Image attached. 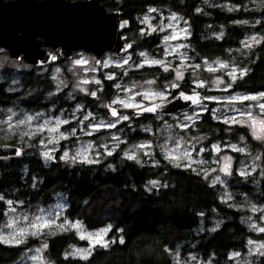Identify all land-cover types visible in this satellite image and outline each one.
I'll return each mask as SVG.
<instances>
[{
    "label": "trees",
    "instance_id": "trees-1",
    "mask_svg": "<svg viewBox=\"0 0 264 264\" xmlns=\"http://www.w3.org/2000/svg\"><path fill=\"white\" fill-rule=\"evenodd\" d=\"M96 1L108 12L123 13L122 18L129 22L125 31L127 40H132L131 36L138 38L134 41V52L158 49L156 36L144 37L139 32L138 19L148 9L166 8L178 14L189 27L185 43L197 61H230L245 71L232 83L231 92L264 93V0ZM255 3L260 6L252 9ZM230 6L235 9L230 10ZM247 36H257L260 42L246 50L241 43ZM136 73L131 71L129 79L141 78ZM149 76L161 77L152 71ZM13 79L17 82H12ZM112 86V81L103 79L104 91L99 97L106 101L112 97ZM188 90L184 83L171 94ZM94 98L77 95L72 98L64 90L58 92L51 73L41 72V68L0 71L2 109L15 105L29 113L53 112L51 115L55 116L74 104L91 108ZM156 116L163 115H142L134 129L123 125L120 132L116 127L106 133H120L129 143L147 140L149 135L142 133L139 126L151 124L155 131ZM187 132L209 135L216 143L243 136L260 152V166L264 168V145L253 142L245 129L229 128L209 112L192 122ZM36 143L37 138L29 140L27 146H21L19 156L0 159V227L6 221L8 202L34 211L51 206L61 196L66 204L64 219L80 222L88 231L110 226L106 235L108 244L106 248L94 247L84 260L66 256L72 246L88 245L74 231L29 237L17 246L0 242V264H14L36 247L43 248L48 264H177L175 255L181 259L192 255L202 262L230 264V256L244 254L248 242H264V235L255 234L244 224L246 212L223 201L219 186L212 185L201 174L170 163L159 152L152 163L128 159L119 149L93 163H70L58 153L46 160ZM1 144L19 145L16 137L4 140L0 136ZM233 156L227 187L234 201L239 203L246 197L264 204V176L257 173L242 176L236 169L240 156L237 153ZM216 220L219 227L213 229ZM252 264H264V255L255 258Z\"/></svg>",
    "mask_w": 264,
    "mask_h": 264
},
{
    "label": "rangeland",
    "instance_id": "rangeland-1",
    "mask_svg": "<svg viewBox=\"0 0 264 264\" xmlns=\"http://www.w3.org/2000/svg\"><path fill=\"white\" fill-rule=\"evenodd\" d=\"M259 6L260 3H255L251 8ZM228 8L235 9L231 6ZM138 26L141 36L157 37V50H131L120 58L106 53L99 67L93 55L77 52L64 65L41 68V72L51 73L58 92L64 90L72 98L75 95L90 98L96 96L91 108L83 109L74 104L70 110L59 111L55 116L51 115L53 112L29 113L15 105L0 108V136L4 140L16 137L20 148L22 145L27 146L29 140L37 138V148L46 160L58 153L64 161L70 163H93L118 149L128 159L131 156L138 163H152L159 152L170 163L201 174L209 183L219 186L224 202L246 212L244 224L255 234L264 235L261 230L264 229V204H257L246 197L236 203L227 187L234 166V153L240 156L236 168L239 174L245 176L257 173L264 176V168L260 166V152L243 136L216 143L211 141L209 135L195 136L187 132L192 122L201 114L209 112L229 128L245 129L253 142L264 145V107H261L264 105V93L231 92L232 83L245 71L230 61H197L185 43L189 37V27L178 14L166 8H150L138 19ZM130 38L132 40L127 41L138 39L133 36ZM259 42V37L247 36L241 44L247 50ZM7 68L18 72L28 70L29 65L10 59L7 52L0 49V71ZM131 71L137 72L136 75L141 78L129 79ZM151 71L160 74V79L150 77ZM103 79L113 84L110 93L112 97L107 101L99 97V93L104 91ZM12 82L16 83L17 80L13 79ZM184 83L190 94L202 95L200 104L168 119L156 116L158 125L155 131L151 124L139 126L142 133L149 135V139L129 143L120 133H106L108 129L116 127H119L120 132L123 125L134 129L135 124H138L136 121L141 117L135 114L137 110L169 99L171 92L179 90ZM108 105L120 112L117 117L110 115ZM62 142L64 147H61ZM225 165L227 171L224 170ZM7 204L6 221L0 227V242L5 245L17 246L29 237L74 231L88 245L84 248L72 246L66 256L85 260L94 247H107L106 235L110 226L88 231L80 222L64 219L66 204L61 196L51 206L39 207L34 211L23 209L21 204ZM219 223L216 220L212 228L219 227ZM44 224L47 226L42 227ZM97 234L102 235L99 243L96 242ZM42 249L36 247L26 251L14 264H48ZM263 255L264 242L250 241L244 254L230 256V264H252L255 258ZM175 261L177 264H213L202 262L192 255L186 259L175 255Z\"/></svg>",
    "mask_w": 264,
    "mask_h": 264
},
{
    "label": "water",
    "instance_id": "water-1",
    "mask_svg": "<svg viewBox=\"0 0 264 264\" xmlns=\"http://www.w3.org/2000/svg\"><path fill=\"white\" fill-rule=\"evenodd\" d=\"M122 16L119 10L108 12L96 0H0V49L10 59L36 68L68 61L75 52L93 55L99 67L104 54L120 58L135 46L127 41L124 32L129 22ZM201 99L200 93L181 91L135 114L168 117L191 109ZM107 109L112 117L120 113L109 105ZM21 152L18 146L0 145V159Z\"/></svg>",
    "mask_w": 264,
    "mask_h": 264
},
{
    "label": "snow or ice",
    "instance_id": "snow-or-ice-1",
    "mask_svg": "<svg viewBox=\"0 0 264 264\" xmlns=\"http://www.w3.org/2000/svg\"><path fill=\"white\" fill-rule=\"evenodd\" d=\"M152 63H157L156 61H153ZM264 95V94H262ZM188 97H186L187 99ZM247 98V97H246ZM252 99H255V97H251ZM130 106V105H129ZM261 107H264V105H261ZM153 109H147V111H152ZM113 115H116L115 111H113ZM124 119H127V117H124ZM65 156H67V153H65ZM133 157H129V159H132ZM225 171H227V165H225V168H224ZM42 227H46L47 225L44 224V225H41ZM33 227H36V225H33ZM262 231H264V229H261ZM102 240V235L101 234H97V237H96V242L99 243L100 241ZM123 242V241H121Z\"/></svg>",
    "mask_w": 264,
    "mask_h": 264
},
{
    "label": "flooded vegetation",
    "instance_id": "flooded-vegetation-1",
    "mask_svg": "<svg viewBox=\"0 0 264 264\" xmlns=\"http://www.w3.org/2000/svg\"><path fill=\"white\" fill-rule=\"evenodd\" d=\"M121 19H123L122 17H121ZM21 62H23L22 60H20ZM16 62H19V61H16ZM25 64V63H24ZM189 89V88H188ZM190 91L188 90V92L187 93H189ZM142 116V115H141ZM140 118V117H139Z\"/></svg>",
    "mask_w": 264,
    "mask_h": 264
}]
</instances>
